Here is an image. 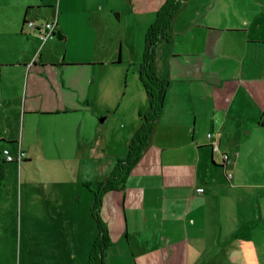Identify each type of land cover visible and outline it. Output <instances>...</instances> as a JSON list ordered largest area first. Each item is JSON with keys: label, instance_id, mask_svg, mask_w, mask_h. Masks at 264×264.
Returning a JSON list of instances; mask_svg holds the SVG:
<instances>
[{"label": "crops", "instance_id": "obj_1", "mask_svg": "<svg viewBox=\"0 0 264 264\" xmlns=\"http://www.w3.org/2000/svg\"><path fill=\"white\" fill-rule=\"evenodd\" d=\"M163 2L20 0L26 19V8L54 4V18H38L37 9L30 19L55 20L58 41L0 53V149L20 144L28 157L14 163L41 159L61 170V183L103 179L147 108L138 65ZM173 27L156 47L168 84L151 143L123 185L102 196L105 261L264 264V0H187ZM55 201L42 213L61 238L47 244L67 251L60 264H85L97 226L86 233L80 219L88 213L75 197Z\"/></svg>", "mask_w": 264, "mask_h": 264}, {"label": "rangeland", "instance_id": "obj_2", "mask_svg": "<svg viewBox=\"0 0 264 264\" xmlns=\"http://www.w3.org/2000/svg\"><path fill=\"white\" fill-rule=\"evenodd\" d=\"M50 1L54 4L56 2ZM54 4L26 8L27 18H33L37 9L40 10L37 12L38 18H54V8L50 6ZM23 11L20 0H0V53H31L35 48L47 49L52 41H48L43 47L41 41L35 39L32 33L21 32L20 25L25 27ZM55 37V41H58V37ZM58 45L55 53L61 50L60 44ZM17 125L21 130V121ZM8 164V174L0 183V264H60L69 255L61 246L47 244L51 236L60 240L61 235L47 225L42 211L45 205L50 209L58 207V202L54 200L62 195L75 197L78 209L88 213L80 219L86 233L91 234L89 231L94 232V229L96 233V228L92 227L97 224L89 205L92 206L94 200L92 190L98 188L97 179L89 183L91 188L80 181L66 180L61 183V170H54L53 165L48 166L41 159L35 165L37 170L34 166L19 167L14 162ZM57 226L60 228L58 231H64L61 224ZM64 236L75 237V241H84L81 233H68ZM76 253L82 258L83 251L80 247L76 249Z\"/></svg>", "mask_w": 264, "mask_h": 264}, {"label": "trees", "instance_id": "obj_3", "mask_svg": "<svg viewBox=\"0 0 264 264\" xmlns=\"http://www.w3.org/2000/svg\"><path fill=\"white\" fill-rule=\"evenodd\" d=\"M186 1L164 0L156 11L154 20L146 29L142 60L138 65V76L146 93L148 105L145 110L139 111L140 124L128 143L126 155L116 160L111 171L98 182V188L92 190L94 200L91 213L97 224V234L91 243L85 264H107L105 261L106 249L111 240L108 228L99 214L102 196L107 190L118 189L123 185L127 174L151 143L157 120L164 105L168 84L167 78L161 77L157 71L156 47L160 42L173 37L175 18L185 6ZM25 22L26 18H23V23ZM262 118L264 126V111ZM6 163L8 161L2 157L0 149V183L5 178ZM84 184L91 188L89 183L84 182Z\"/></svg>", "mask_w": 264, "mask_h": 264}, {"label": "built area", "instance_id": "obj_4", "mask_svg": "<svg viewBox=\"0 0 264 264\" xmlns=\"http://www.w3.org/2000/svg\"><path fill=\"white\" fill-rule=\"evenodd\" d=\"M24 25L29 29V31H35L43 45L49 39L56 36V21L55 20H37V19H26ZM210 133H208V136ZM212 151L219 150V145L217 142L212 143ZM2 157L8 162H22L27 159L28 155L26 151L18 144L16 151H12L9 147L1 148ZM222 159L225 162L227 159V153H221ZM223 163V162H222ZM229 175H231L229 173ZM203 188H198V191H202Z\"/></svg>", "mask_w": 264, "mask_h": 264}]
</instances>
